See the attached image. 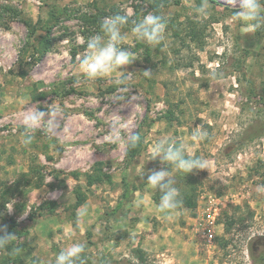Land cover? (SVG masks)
Wrapping results in <instances>:
<instances>
[{
  "label": "rangeland",
  "instance_id": "374dc122",
  "mask_svg": "<svg viewBox=\"0 0 264 264\" xmlns=\"http://www.w3.org/2000/svg\"><path fill=\"white\" fill-rule=\"evenodd\" d=\"M240 6L0 0V227L15 235L0 264H55L80 242L90 264H138L136 249L145 264H264V27L238 21ZM149 13L167 22L157 46L132 32L131 20ZM113 15L130 18L122 47L135 60L89 81L80 58ZM36 110L45 116L25 145V117ZM198 126L207 139L192 138ZM133 134L142 141L129 158ZM160 139L207 162L188 174L171 169L190 202L172 212L159 210L160 193L144 182L169 168L152 160ZM123 177L135 190L114 212ZM209 205L219 213L210 240L202 234Z\"/></svg>",
  "mask_w": 264,
  "mask_h": 264
},
{
  "label": "clouds",
  "instance_id": "9594fccd",
  "mask_svg": "<svg viewBox=\"0 0 264 264\" xmlns=\"http://www.w3.org/2000/svg\"><path fill=\"white\" fill-rule=\"evenodd\" d=\"M197 11L206 14V8L202 3ZM238 21L247 22L252 28L264 27V4L261 0H241L240 10L234 14ZM126 15H113L103 18L100 22V33L87 40L86 50L80 58L79 64L82 74L89 81L109 77L114 73L123 71L124 67L130 65L134 59V53L122 47L125 40L123 29L129 23ZM132 32L138 40L150 46L160 45L164 40V33L167 22L165 18L157 14H146L140 19L131 20ZM147 73L148 71H144ZM121 79L120 82H123ZM58 110L49 112V122L55 124L52 118ZM45 116L44 112L34 111L25 117V132L23 143H32L33 133ZM209 136L207 129L196 127L192 132L194 140H205ZM138 134H133L128 138L130 147L135 148L139 142ZM159 158L161 163L169 168L151 170L147 174L146 184L153 190L160 193L158 208L162 212H172L178 210L183 201L176 180L171 169L185 174L195 170L207 168L205 159L199 156L186 155L185 146L177 144L172 139H160L153 147L152 160ZM144 174L141 176L143 180ZM258 193H264V185L257 186ZM15 235L8 233L0 227V248L6 247ZM85 251V244L74 243L70 247L60 251L55 258V264H80L82 254Z\"/></svg>",
  "mask_w": 264,
  "mask_h": 264
},
{
  "label": "trees",
  "instance_id": "16d2710c",
  "mask_svg": "<svg viewBox=\"0 0 264 264\" xmlns=\"http://www.w3.org/2000/svg\"><path fill=\"white\" fill-rule=\"evenodd\" d=\"M261 131H262V128H261V127H260V128H256V129H253V131H251V133H248L247 136H248L249 138H251V139H252V138H255V137H257V136L260 135ZM141 141H142V140H141V138H140V140H139V142L137 143V145H136L135 148L130 147L129 144H128V147H127V149H126V155H127V157L130 158V157L135 156V154H136L137 151H138V147H139ZM122 185H123V191H122V193H121L120 199L118 200V202H117L115 208L113 209L114 212H115L116 210L120 209V208L123 206L124 202L130 198V196H131V191H132V190H133V191L135 190L134 187H130L129 180H128L126 177H123V178H122ZM183 203H184V204H190V202H187L186 200H183ZM226 228H227V229H230V228H231V223H228L227 226H226ZM136 250H137V251H136V253H137V259H138V261H139L138 264H145V263H146V259H145V251L142 250V249H136ZM84 262H85V261H82V260H81V261H80V264H90V263H86V262L84 263ZM129 264H133V263H129Z\"/></svg>",
  "mask_w": 264,
  "mask_h": 264
},
{
  "label": "built area",
  "instance_id": "2783aa9c",
  "mask_svg": "<svg viewBox=\"0 0 264 264\" xmlns=\"http://www.w3.org/2000/svg\"><path fill=\"white\" fill-rule=\"evenodd\" d=\"M219 213L217 211L216 206L209 205L206 208V212L204 213V227L202 229V234L204 237H206L208 240L212 238L213 236V228L216 225V222L218 221Z\"/></svg>",
  "mask_w": 264,
  "mask_h": 264
}]
</instances>
